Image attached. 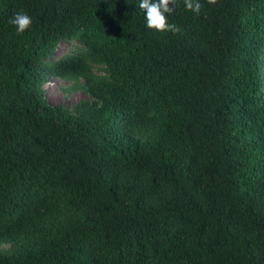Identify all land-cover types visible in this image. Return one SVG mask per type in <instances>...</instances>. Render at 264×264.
<instances>
[{"label": "trees", "instance_id": "trees-1", "mask_svg": "<svg viewBox=\"0 0 264 264\" xmlns=\"http://www.w3.org/2000/svg\"><path fill=\"white\" fill-rule=\"evenodd\" d=\"M140 2L0 0V264H264V0Z\"/></svg>", "mask_w": 264, "mask_h": 264}, {"label": "clouds", "instance_id": "clouds-1", "mask_svg": "<svg viewBox=\"0 0 264 264\" xmlns=\"http://www.w3.org/2000/svg\"><path fill=\"white\" fill-rule=\"evenodd\" d=\"M177 0H141L139 8L145 14L146 26L157 32L179 33L181 29L175 23H169L168 16L175 10ZM215 5L217 0H206ZM186 10L199 14L202 4L200 0H183ZM15 27L17 35L23 34L32 25V18L23 12L15 13L8 21Z\"/></svg>", "mask_w": 264, "mask_h": 264}, {"label": "rangeland", "instance_id": "rangeland-1", "mask_svg": "<svg viewBox=\"0 0 264 264\" xmlns=\"http://www.w3.org/2000/svg\"><path fill=\"white\" fill-rule=\"evenodd\" d=\"M69 45L66 43H60L56 48V57L66 53ZM67 83L50 77L48 82L43 86V91L47 101L52 104H64L66 107H70L80 99L84 98L81 92L65 93L64 88L67 87Z\"/></svg>", "mask_w": 264, "mask_h": 264}]
</instances>
